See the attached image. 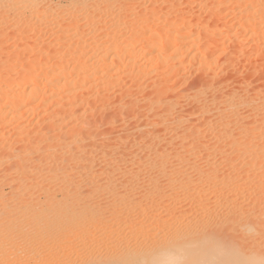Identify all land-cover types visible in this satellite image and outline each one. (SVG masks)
Returning <instances> with one entry per match:
<instances>
[{
    "label": "rangeland",
    "instance_id": "1",
    "mask_svg": "<svg viewBox=\"0 0 264 264\" xmlns=\"http://www.w3.org/2000/svg\"><path fill=\"white\" fill-rule=\"evenodd\" d=\"M35 1L43 7H47L46 2L52 1L50 7L44 8L45 13L49 12V14L46 13L44 17L42 16L43 10H31L22 4L17 10H9L5 0L0 3V146L2 145L0 149L7 147L9 142L17 146L20 142L29 140L28 142L32 145L41 146L42 153H47L45 144H52V147L55 146L57 149L54 153L58 154L61 151L65 152V149H62L64 146L62 142L76 143L78 148L76 150L81 155L78 154L79 159L75 160L74 164L71 163L73 168L68 167L73 169V176L76 177L73 178L74 180L79 179L81 182L84 179V182L79 185L80 191L90 192L88 197L102 210L109 209L111 205L108 200L104 199V201L102 198H106L107 193L102 189H97L94 193L90 188L103 186L107 180L111 179L109 181L114 180L115 182L112 192L125 190L123 193L126 192L127 196L131 195L139 199L138 195L143 197L146 193V191L141 193L145 184L150 183L149 180L155 175L153 172L155 169H151V163L158 158L164 160V164L166 163L164 170L172 171L174 166L169 161L182 157L185 163L180 169L182 171L178 182L189 173L190 175L201 173L202 177V175L205 176L202 173L206 172V178L209 179L213 176L210 175L209 167L216 166L222 177L229 174L228 179L233 183L230 181L232 184L230 188L224 186V189L229 191L233 188L232 192L222 189L223 182L217 184L214 182L212 186L220 189L217 191L213 188V191L212 187L210 189L204 187L201 195H205L208 190L213 191L212 194L208 191L209 193L207 192L204 198L198 194V196L184 198L183 194L184 197L180 195L182 192H178L175 199L197 203L203 198V202L205 200L208 206L219 203L217 207L215 205L211 207L219 209L221 216H225L229 209L234 211L239 208L241 210L239 212L243 213L240 215L241 218H245L249 211L247 209L253 207L257 210L256 216L259 220V215L264 211V182L261 183L258 180L259 177L247 178L245 176V178L243 173V176H240L239 172L242 168L239 165L240 158L237 157V153L241 152L238 148L241 145L236 139L234 142V138L236 135L237 138H240L239 135H246L247 131L249 133L257 131L252 132V135H246L253 136L252 142H249V145L252 144L250 149L254 152L253 155L264 151V145H262L264 142V0ZM250 23L253 24L252 28L246 29L247 24ZM196 51H201L197 54V58L198 55L201 56L197 62L192 59V52ZM63 66L65 72L63 71V74L54 80V73L60 72ZM28 68L31 69L30 74L27 73ZM184 72L186 75H182ZM33 79L38 81L32 84ZM22 82H27V85H21ZM202 84L205 85L201 87ZM33 87L38 90L36 94L28 97ZM19 92L23 93L20 99L21 104L16 106L18 108H14L15 105L7 99V93ZM130 103L131 105L128 106ZM259 103L263 106L258 111L254 106ZM133 106L138 108L134 110L135 112L133 109L136 107ZM159 110H163L161 112L163 121L160 120V114L156 115L160 112ZM218 110H220L219 113ZM120 111L123 113L121 114ZM104 112L109 113L104 114ZM132 112L136 113L134 114L136 116L131 117ZM123 116L127 125L119 128L121 125L118 124ZM219 116L223 119L221 120ZM106 118L109 119L105 120ZM50 123H52L51 126ZM115 123H118L117 129H120L118 135L115 134L114 128L111 129L115 127L113 126ZM239 127L244 128L241 130ZM257 128L261 129L262 133ZM243 130L247 131L244 133ZM239 131L241 133H238ZM230 137H232L231 140H229ZM136 140L139 141L138 144ZM247 144L246 142L245 145ZM187 146L192 150L186 154ZM81 147H83L82 152ZM155 147L158 150L156 152ZM73 149L69 152L70 154L73 153ZM84 152L90 153L91 157ZM158 152H161V155ZM3 153L0 150V158ZM105 154H107L106 157ZM35 155L40 154L36 153L34 157ZM82 155L83 157L89 156L91 160L88 161L86 157L82 158ZM119 156L120 159H118ZM215 160L218 162L214 163ZM8 161L4 163L5 166L3 165L5 169H0L4 175L7 174L5 178L1 177L0 171V180H5L2 183L6 182V185H3L0 181L4 186L2 187L3 193H0L5 194L6 198L7 195L11 196L7 198V201L12 199L14 186L17 185L16 174L21 175L16 171L19 168H12L15 160L11 161L10 165ZM92 161L94 165L91 164ZM196 162L199 166L191 168ZM86 163L93 167H89ZM233 163L234 168L232 169L235 170L230 169L228 174H225L227 171L224 170L228 168L226 165ZM108 166H113V168ZM115 167L120 170L118 171ZM237 169L240 171L238 172ZM82 170L84 171L80 173L79 171ZM136 171H139L138 174ZM166 171L164 173L169 174L167 173L169 171ZM235 171H237L236 175L239 174L237 178ZM164 173V176L158 178V184L152 183V185L155 183L156 187L150 185L148 188L156 189L159 195L167 196L169 192L165 186L170 179L165 178ZM12 178H14V183L10 180ZM124 178L129 179L130 186L125 183ZM145 178L146 182L149 181L148 183L144 181ZM136 179L141 183H138ZM45 181L40 183L39 178H33L30 181L32 186L29 183L28 190L33 188L32 191H35L44 184L42 189L48 187L46 189L53 191L57 181L47 180L48 185L52 183L51 186H46ZM216 182H221V180ZM132 185L134 187H131ZM30 190L29 192H32ZM222 190L225 196L237 191L235 196L231 193V196H228L230 200L232 196V198L235 197V200H232L233 203H228V206L222 203L229 200L221 196ZM219 191L221 193H218ZM39 193L40 199H46V193L44 194L43 191ZM39 193L36 192L34 195L37 197L36 194ZM55 193L58 197L61 196L60 192ZM217 193L221 194L220 197H217L219 196L216 195ZM206 197L209 200H206ZM6 198L4 197V200ZM183 206L179 209L180 212H176L177 215L191 210L190 206ZM197 206L198 203L194 206L198 211L200 206H198L199 209ZM163 208V205L158 206L157 210L150 207L151 210L148 211L157 217L160 215L157 218L160 220L165 215ZM6 213L7 209L0 207V224L4 222ZM135 213L128 217L132 226L135 224L137 226V222L142 218ZM120 220L121 217L108 218L98 226L100 228H97L94 234L99 238L100 245L104 243L103 240H109L107 238L116 231L121 235L128 233L130 227H126V223L120 225ZM199 220L205 221L206 219L200 217ZM130 223L127 225L130 226ZM97 231L99 234L104 232L105 236L101 233L99 237ZM259 242L262 244L261 248L264 249V237H261ZM22 243L18 241L14 247L1 244L0 263L4 258L11 260L10 257L14 255L13 249ZM36 247L35 245L34 249ZM59 247L55 246L40 254L38 259H32L30 264H50L57 258ZM233 248L238 249L236 246ZM250 248L247 246L241 249ZM78 252V257L82 258L84 250L81 248ZM101 255L105 256V253Z\"/></svg>",
    "mask_w": 264,
    "mask_h": 264
},
{
    "label": "bare ground",
    "instance_id": "2",
    "mask_svg": "<svg viewBox=\"0 0 264 264\" xmlns=\"http://www.w3.org/2000/svg\"><path fill=\"white\" fill-rule=\"evenodd\" d=\"M5 1L7 2L6 7L8 6V8H10L9 10H11V9L17 10L18 6L20 4H22L26 8H29V9L31 8V10H34V9L35 10L37 9V11L43 10L44 11V12H42L43 15L41 14L42 16H44L46 13L49 14V12L45 13L44 8H48L52 4V1H48V2H46L47 7H43L42 5H40V3H38L35 0H5ZM1 2H3V0H0V3ZM50 15L52 16V14H50ZM17 18H19V16ZM47 18H49V17H47ZM19 21H20V19H19ZM24 25L26 26V24H24ZM252 26H253V24H251V23L247 24L246 29L247 28L249 29L250 27L252 28ZM198 52L200 53L201 51L192 52L193 53L192 59L196 62L201 57L200 55H198L199 57L197 58V54H199ZM200 61H202V59ZM62 68H61L60 72L54 73V76H53L54 80H56V78L59 75L63 74L65 67L63 66ZM27 73L30 74L31 69L28 68ZM182 75H186V72L182 73ZM32 81L33 82H31V83L33 84V83L37 82L38 80L33 79ZM29 83H30V81H29ZM205 84H202L201 87H203ZM21 85H27V82H22ZM74 85H76V84H74ZM0 89H1V87H0ZM75 89H76V87L74 86V91H75ZM135 89H136V87H135ZM37 90L38 89L36 87H33L31 89V93L28 97L32 96L33 94H36ZM136 90L138 91V89H136ZM179 90H180V87H179ZM140 91H141V89H140ZM22 97H23L22 92L7 93V99H8V101H10L12 104L15 105L14 108H18L16 106H19V104H21L20 99ZM208 100H210V99H208ZM226 104H227V102H226ZM130 105H131V103L128 106H130ZM262 106H263L262 103H259L258 105L254 106V108L259 111L262 108ZM133 107H136V106H133ZM127 108H129V107H127ZM136 109H138V108L136 107L135 109H133V111ZM222 110H223V108H222ZM162 111H160L158 113L156 111L157 116H159L158 114H160V120H162V115H161ZM219 111L220 110H218V113H219ZM134 112H132L133 114L130 113L131 117H132V115L136 116V115H134V114H136ZM139 112L140 111L138 110V113ZM105 113H109V112H104V114ZM122 113L123 112H121V114ZM220 113L222 114V112H220ZM227 113H228V111H227ZM237 114H235V115H237ZM138 115L139 114H137V116ZM222 115H220V116H222ZM257 116H258V114H257ZM131 117L129 118L130 120H131ZM222 117H224V116H222ZM109 118H106L105 120H108ZM119 118H121V117H119ZM123 118H124V116H123ZM123 118H121L120 124L115 123V125H113L115 127H111L112 125H110L111 129L112 128L115 129L114 130L115 134L119 133V131H120V129H117L118 125H121L119 128H124V126L127 125L125 118L124 119ZM127 119H128V117H127ZM222 119L223 118H221V120ZM253 119L255 120V118H253ZM133 120L134 119H132V121ZM138 120H139V118H138ZM252 122H254V121H252ZM52 123H50V126ZM93 123H95V122H93ZM237 123H239V122H237ZM53 125H55V124L53 123ZM261 125H262V123H261ZM88 126H89V124H88ZM93 126H94V124H93ZM96 126L98 127V125H96ZM239 126H241V125H239ZM253 126H256V125H253ZM263 126H261V127H263ZM103 127H106V126H103ZM243 128L241 127L240 129L242 130ZM250 128L252 129V127H250ZM79 129H81V128H79ZM235 129H237V128H235ZM254 129H256V128H254ZM257 130H258V128H257ZM79 131H82V130H79ZM244 131H247V130H243V132ZM258 131L261 132V129ZM252 132L249 133L247 131L246 135H250V134L252 135ZM254 132H257V131H254ZM79 133H81V132H79ZM238 133H241V131H239ZM258 134H259V132H258ZM243 135H239L240 138H237V135H236V137L234 136L235 137L234 142H236L235 141V139H236V140H238L237 142L239 143V145H241V146H238V148H240L239 150H241V152L237 153L238 154L237 157L240 158L239 159V165L241 166L242 170L240 167H238V169L240 168L241 171L238 169L237 170H238V172L240 171L239 172L240 176L244 175V177L246 176L247 178L248 177H254V176L256 178L259 177L258 180L261 183H263L264 182V151H263V153L261 151V153H259V154L257 153L255 155H253L254 152L252 151V149H250V146H252V144L249 145V142L251 143L253 140V138H252L253 136L250 137V136H246V135L243 136ZM85 136H88V135H85ZM232 137H230L229 140H231ZM255 138H256V136H255ZM21 139H23V138L21 137ZM21 139H20V141H21ZM28 141L24 140L23 143L20 142V145H17V146L15 145V143H14V145H15L14 146L12 143L9 142L10 144L7 143L8 144L7 147H5V148L3 147L4 150H3V148L0 149V150H2V152H4L0 158V169L3 168V165L5 166L4 163L6 161L10 160V161H8L9 165H10V162L15 160V163L13 164L12 168L13 167H14V169L19 168L16 171H18V174H21V175L16 174L17 177L15 180L17 181V183H16L17 185L14 186V184H13L14 189L13 188L12 189L14 192L12 191L13 196H12V199L8 200V201H10L9 203L7 201V198L8 197L11 198V196L7 195L8 197L6 198V196H4L5 194L1 195V193H3L2 187H4L3 185H6V182L2 183V181H5V180H2V181L0 180L1 183L3 184L2 185L0 183L2 185V186L0 185V192H1L0 193V207L7 209L6 218H5L4 222L0 224V245L1 244H9L12 247H14L16 245V242H18V241L23 242L20 246L18 245L17 248L13 249L14 255H13V257H10L11 260H7V258L6 259L4 258L0 264H30L32 259H36V258L38 259L40 254L47 252L49 249H52L55 246H60L59 247L60 250L57 251L58 252V255L56 256L57 258L52 260V262H50V264H65L67 262L69 264H244L245 258L250 257V256H257L260 258H264V251H263L264 249L261 248L262 244H261V242H259V239L261 237H264V211L261 213V215H259V220H258V217L256 216L257 210H255L253 207H251L250 209H247V210H249L247 212L248 213L247 215L244 211V214L246 216L244 215L245 218L243 216H242L243 218H241L240 215H242L243 213L241 214L239 212V210H240L239 208H237L238 210L235 209L234 211L229 209L226 212L225 216H221V214H219V212H218L219 209L216 210L217 208L215 209V208L211 207L213 204L211 206H208V205H206L207 203L204 200L205 204H203L201 206V204L204 203L203 202V198H204L203 196H206L209 192H211L209 190H208L209 192L206 190L208 193L206 192L207 194L205 193V195H201V193H203L202 191H203L204 187H206L205 189H207V187H209L208 189H210L212 187L211 190L214 191V189H216L218 191L220 189L219 188L220 186L215 185V186H218L219 189H217L216 187L212 186L213 183L215 182L217 184V183L223 182V185L221 184L223 186L222 189H224L225 187L230 188V186L232 185L231 184L232 181L228 179V175H229L228 171L230 169H232V167L235 163L234 160H233L234 161L233 164H227L226 165V167L228 166L227 169L224 168L225 169L224 171L225 172L227 171V173H225V174H228L224 177H222L219 174V170L216 166H212V167H209L211 170L208 168V170L211 171L210 175H213V176H210L211 178H209V179L206 178V172L202 173V174H205V176L202 175V177H205V178L201 177V175H200L201 173L200 174H191V175L189 173V175H186L185 174L186 172H185L184 174L186 176H184V174H183L184 177L183 176H182L183 178L180 177L181 181L178 182L179 181L178 177L180 176L179 174L182 171V170L180 171V169L183 166V163H185L184 160L182 159V157L181 158L180 157L174 158V159L170 160L171 162L169 161V163L170 164L172 163L171 165L174 166L173 169L171 168L172 171L167 170L169 172H167L166 170L163 169L165 167L164 165L166 164V163L164 164V160L158 158L157 160L154 161V163H153V161H152V163L150 162L152 164V167L151 166H149V167H151V169L152 168L155 169V171L152 170L153 172H155V175H153V178L150 177L151 178L149 180L150 183H148L149 181L146 182V178H145L144 181L148 184L144 183L146 186H144L145 188H143V190L136 183V185H138L140 187V189L142 190L141 193L143 191H146V193L143 195V197H142V195H138L139 199L136 197H133V196L131 197V195L127 196L128 194H126V192L123 193L125 190L124 191L119 190L115 193L112 192V191H114V187H115L114 183L115 182H114V180L109 181L111 179L107 180V182L103 186L98 185V186H95L93 188H90L92 190L91 192H94V193L96 192L97 189H102L103 191H105L107 193L108 196H106V198H104V197H102V198H103V200L104 199L108 200L109 203H111V205L109 204L110 205L109 209H106V210L103 209L102 210L101 208H98V206L95 204L96 202L94 203V201H92L88 197V196H90L88 194L90 192L85 193L82 190L80 191L79 185L81 182H84V179H82L81 182H79V179L74 180L76 177L74 178V176H73V172H72L73 166H71L72 165L71 163L74 164L75 160H78L79 155H81L77 152L78 148L76 146L77 145L76 143L62 142V143H64V146L62 147V149H65V152L61 151L58 154H55L54 152L57 149L55 146L52 147L53 146L52 144H48V143L45 144L46 149H47L46 150L47 153L45 151H44L45 153H42L41 152V150H42L41 146L32 145ZM138 142L139 141H137V144H138ZM246 142L248 143L247 146L245 145ZM137 144H136V146H137ZM262 145H264V142H262ZM45 146L43 145V147H45ZM83 146H86V145H83ZM149 146H151V145H149ZM0 147H2V145ZM73 148H75V150ZM82 148L83 147H81V152L83 151ZM136 148H138V147H136ZM72 149H73V153L70 154L69 152ZM79 150H80V147H79ZM156 150H157V148L155 149V152H156ZM191 150L192 149L190 147L185 149L186 154L189 153V151H191ZM222 150H224V149L222 148ZM74 151L76 153H74ZM89 151H91V150H89ZM153 151H154V147H153ZM86 152H84V153H86ZM135 152H136V150H135ZM36 153H38L40 155H35L36 157H34V154H36ZM84 153H82V154L84 155ZM111 153H113V152H111ZM158 153H160V155H161V152H158ZM193 153H194V151H193ZM87 154L89 156L91 155L90 153H86V155ZM118 154H119V152H118ZM124 154H125V152H124ZM83 155H82V158H85L86 156L83 157ZM104 156L106 157L107 154H105ZM127 156H129V155H127ZM141 156H143V155H141ZM88 157H86L85 159H87L88 161L91 160V158L89 159ZM111 158L113 159L114 157H111ZM118 159H120V156ZM133 159H134V157H133ZM136 159H137V157L135 158V161H136ZM144 159H145V157H144ZM87 160H86V162H87ZM68 161L70 163H68ZM195 161H197V160H195ZM66 162H67V164H65ZM197 162H199V161H197ZM197 162H196V164L193 163L191 168L199 166V164ZM216 162H218V161L215 160L214 163H216ZM132 163H133V161H132ZM199 163H201V162H199ZM68 164H70V165H68ZM91 164H93V161ZM87 165H89V163ZM68 166L72 167V168H69ZM89 167H93V166L89 165ZM108 167L113 168V166H108ZM115 168L118 170L117 167H115ZM3 169H5V168H3ZM6 169H7V167H6ZM8 169H10V168H8ZM163 170L169 174H165ZM232 170H235V169H232ZM232 170H231V172H232ZM83 171L84 170L79 171V172L81 173ZM111 171H112V169H111ZM114 171H115V169H114ZM144 171H145V169H144ZM149 171H151V170H149ZM138 172H137V174H138ZM236 172L237 171H235V176L237 178V176L239 177V174L236 175ZM1 173H2V171H1ZM3 173H2L1 177L5 178V176H7V174L4 175ZM152 173H151V176H152ZM163 173L165 174V178L170 179V181H168L169 183H166L167 187L165 186L166 190L168 189V192H169L168 193L166 191L168 193L167 196L159 195V192L154 188H153L154 190H150L148 188V186L152 185L153 182L157 183L158 178H161ZM242 173H243V175H242ZM122 174H120V175H122ZM187 174H188V172H187ZM233 174H234V172H233ZM87 175L88 174H86V176ZM125 175H127V174H125ZM166 175H168V176H166ZM83 176H85V175H83ZM135 176H136V174H135ZM207 176H209V175H207ZM13 177H15V176H13ZM35 177L40 179V183H41V181H45V180H46L45 181L46 183L48 182L47 180H50L49 182H51L53 180L57 181L55 183L56 185L54 184L55 186H54L53 191L46 189L48 187H44L45 189H42L44 186V184H43V186L40 187L41 190L37 189L35 191L34 190L32 191L33 188H31V190L30 189L29 190L32 192H29V190H28V186H30L29 183L32 186V183L30 181ZM119 177H121V176H119ZM142 177H144V176L142 175ZM212 177L213 178L215 177V178L213 179ZM216 177H217V179H216ZM218 177H219V179L222 178L223 181H222V179H220L221 182H216V181H220L218 179ZM81 178H83V177L81 176ZM127 178L126 179L124 178L125 183L129 184V179H127ZM139 178H141V177H139ZM6 179L8 180V177H6ZM13 179L14 178H12L10 180L13 182ZM162 179L164 180V178H162ZM92 180H93V178H92ZM136 180H138V179H136ZM161 180H159V182ZM133 181L135 182V180H133ZM235 181L238 182L237 179ZM92 182H94V181H92ZM121 182H123V181H121ZM119 183H117V184H119ZM138 183H141V182H139V180H138ZM155 183L151 187H156ZM10 184L9 185L7 184V186H10ZM51 184H49V185L51 186ZM101 184H103V183H101ZM47 185H48V183L46 184V186ZM130 185L131 184H129V186ZM93 186H94V184H93ZM124 186H126V185H124ZM131 187H134V186L132 185ZM142 187H143V185H142ZM157 187H158V185H157ZM126 189L128 190V188H126ZM133 189L135 190V189H139V188H133ZM147 189L152 191V193ZM224 190L227 191V189H224ZM232 190H233V188L231 190L229 189V191H231V192H232ZM10 191H8V193ZM39 191H43L44 194L45 193L47 194L46 199L43 200V199H40V197H38V195H40V193H41V192L39 193ZM56 191L60 192L59 193V194H61L60 197H58V195L55 193ZM153 191H155V192H153ZM229 191H227V192H229ZM12 192H11V194H12ZM36 192L39 193V194H36L37 197L34 195ZM178 192H182L181 194L180 193L179 194L180 195L183 194L185 196L184 197L182 195L184 198H187V197L190 198L191 196H193V195L196 196L197 194L199 196L203 197L201 200H199V201L197 200L198 202L196 201L198 203V206H200V210L197 211L196 207H194L197 205V203H195V202L189 201L190 202L189 203V202H187L188 200L187 201L185 200L186 202L184 201L185 202L184 203L183 201H178L177 199H175V195ZM212 192H211V194H212ZM130 193L131 192H129V194ZM218 193H221V191H219ZM218 193L216 195H219L217 197H220L221 194H218ZM222 193L224 194L223 190H222ZM230 193H229V195L231 196L232 193L231 194ZM235 193H233L232 195L235 196ZM124 194H126V196ZM223 194L221 196H224V198L225 197L228 198V196H229L228 194H227L228 196H225V194L224 195ZM33 195L35 196L34 198H33ZM140 196L143 199H141ZM4 197L6 198V200H4ZM210 197L211 196H209V198ZM214 197H216V196L214 195ZM232 197H231V199L235 200V197L234 198H232ZM184 198H182V199L184 200ZM212 198H213V196H212ZM205 199L207 200L208 197H206ZM99 200H101V198ZM220 200H221V198H220ZM232 200H230V199L225 200L222 203L224 206H228V203H230V204L233 203ZM253 201H254V199H253ZM217 204H219V203H217ZM217 204L216 205L214 204L215 207H217ZM161 205L164 206L163 212L165 213V215L163 216L164 218H161L160 220H158L157 218L160 217V215L157 217V215H155L152 212H149L148 210H151V209H149L150 207H152V209L154 207L157 210L158 206H161ZM183 205L190 206L189 209L191 208V210L186 211V213H184V214L182 213V215L180 213H179L180 215H177L176 212L179 211V209L181 207H184ZM223 205L221 204L220 206L222 207ZM198 206H197V208H198ZM137 210H138V212H137ZM134 212H136L140 215L139 216L135 213L138 217H142L141 219L138 218L140 221L138 220L139 222H137V224H138L137 226H135L136 224L132 226V224L130 223L129 218H128ZM132 216H133V214H132ZM117 217H121V220L119 222L120 225L126 223L125 224L126 227H130L129 230L127 231L128 233L126 232L127 234L121 235L118 231H116V232H114V234H111V236H109L108 238L106 237L109 240H107V241L103 240L104 243H101V245H100L99 244L100 242H98L100 240L98 237H96L97 235L94 234V232L96 233V230H98L97 228H100L98 226L103 221H105L106 219H108V218L113 219V218H117ZM200 217H202L203 219H206V220L200 221L199 220ZM128 223H130V226L127 225ZM244 223H251V224L255 225L257 228V234L254 236H247L244 233H242L240 231V226ZM99 230H101V229H99ZM159 232H160V234H159ZM100 234L98 232L99 237H100ZM35 245L37 247L34 249ZM78 246L80 248H78ZM233 246L238 247V249H234ZM247 246H250L251 248L250 249H241L242 247L244 248ZM239 247H241V248H239ZM81 248L84 250V253H83V257L79 258L78 257L79 256L78 251ZM103 252L105 253V256L101 255Z\"/></svg>",
    "mask_w": 264,
    "mask_h": 264
},
{
    "label": "clouds",
    "instance_id": "3",
    "mask_svg": "<svg viewBox=\"0 0 264 264\" xmlns=\"http://www.w3.org/2000/svg\"><path fill=\"white\" fill-rule=\"evenodd\" d=\"M240 231L247 236H254L257 234V228L251 223H244L240 226ZM244 264H264V258L257 256H250L245 258Z\"/></svg>",
    "mask_w": 264,
    "mask_h": 264
}]
</instances>
